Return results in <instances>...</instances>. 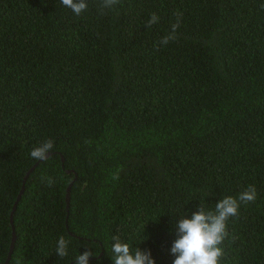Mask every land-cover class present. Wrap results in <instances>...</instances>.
I'll return each instance as SVG.
<instances>
[{
    "label": "trees",
    "instance_id": "16d2710c",
    "mask_svg": "<svg viewBox=\"0 0 264 264\" xmlns=\"http://www.w3.org/2000/svg\"><path fill=\"white\" fill-rule=\"evenodd\" d=\"M100 2L0 0V264L13 228L9 264H113V236L174 264L180 218L249 186L223 264H264V0Z\"/></svg>",
    "mask_w": 264,
    "mask_h": 264
},
{
    "label": "clouds",
    "instance_id": "9594fccd",
    "mask_svg": "<svg viewBox=\"0 0 264 264\" xmlns=\"http://www.w3.org/2000/svg\"><path fill=\"white\" fill-rule=\"evenodd\" d=\"M60 3L73 11L77 16L86 12L88 0H60ZM120 0H101L102 10L112 9L118 5ZM264 9V4L261 5ZM177 22L172 25L171 33L161 39V45H167L176 38L175 33L180 26L182 13L177 12ZM159 16L151 14L147 21V27H152L159 22ZM54 148V140L47 139L35 146L30 156L34 160L45 161ZM118 179V176L114 177ZM47 179L48 186H52L53 179ZM257 191L254 186H249L241 192L238 197H223L215 204L214 210L206 208L201 203L198 210L191 218L181 217L175 225L177 239L174 241L171 253L175 256L174 264H223L225 259V240L229 237L228 221L239 215L241 204L255 202ZM111 259L113 264H156L150 251H141L140 248L133 249L129 243L120 239L119 236L112 237ZM70 241L60 236L57 241L56 254L60 257L69 255ZM95 255L91 250L79 254L75 258V264H89L90 257Z\"/></svg>",
    "mask_w": 264,
    "mask_h": 264
},
{
    "label": "water",
    "instance_id": "95a60500",
    "mask_svg": "<svg viewBox=\"0 0 264 264\" xmlns=\"http://www.w3.org/2000/svg\"><path fill=\"white\" fill-rule=\"evenodd\" d=\"M64 161V160H63ZM35 166L30 170V172L25 176V179H24V183H23V187H22V190H21V193L20 195L18 196V199H17V202L15 203L14 205V208H13V212H12V215H11V222L13 223V216H14V212L16 211V208L18 206V203L19 201L21 200V197L23 195V192L25 190V184L27 182V179L29 177V175L31 174V172L34 170ZM76 179V178H75ZM70 189L71 187L68 188V194H67V203H68V207H69V203H70ZM15 243H16V233H15V230L13 228V237H12V243H11V247H10V251H9V254H8V257H7V261L5 264H9L10 262V259H11V256L13 254V251L15 249Z\"/></svg>",
    "mask_w": 264,
    "mask_h": 264
}]
</instances>
